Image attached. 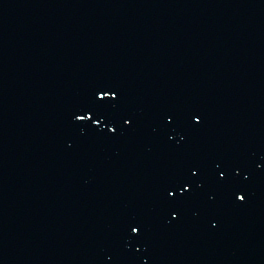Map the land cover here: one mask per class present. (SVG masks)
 Listing matches in <instances>:
<instances>
[{
	"label": "water",
	"instance_id": "obj_1",
	"mask_svg": "<svg viewBox=\"0 0 264 264\" xmlns=\"http://www.w3.org/2000/svg\"><path fill=\"white\" fill-rule=\"evenodd\" d=\"M0 264H264V0H0Z\"/></svg>",
	"mask_w": 264,
	"mask_h": 264
}]
</instances>
